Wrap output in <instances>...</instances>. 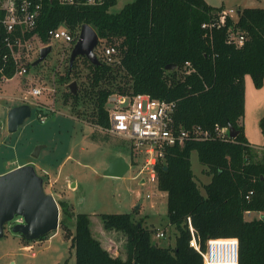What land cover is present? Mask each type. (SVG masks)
Listing matches in <instances>:
<instances>
[{
	"label": "trees",
	"instance_id": "1",
	"mask_svg": "<svg viewBox=\"0 0 264 264\" xmlns=\"http://www.w3.org/2000/svg\"><path fill=\"white\" fill-rule=\"evenodd\" d=\"M116 3L106 0L100 5H60L56 0H44L37 26L24 33L18 27L12 41L20 38L25 42L38 35L49 43L51 29L65 27L77 35L87 23L99 38L117 46L119 64L101 59L97 66L79 57L89 73L84 90L71 93L72 106L79 112L81 98L90 99L93 124L109 126L106 101L112 92L120 91L174 101L178 127L200 125L213 131L219 123L233 126L238 134L231 140L188 139L164 149V157L156 166L157 185L167 193L168 222L178 231L174 246L155 243L154 229L133 220L131 213H102L106 228L127 234L126 257L114 256L93 234L89 214L75 216L72 233L66 221L70 216L68 203L61 201L64 217L60 223L72 236L76 264H202V255L190 245L188 218L202 248L209 238L237 237L238 264H264V218H246L249 211H264V157L256 159L242 124L245 77L250 75L257 88L264 82V7L243 8L237 11V20L227 17L225 25L210 32L202 24L224 7H214L205 0H132L121 10L110 11ZM4 16L0 9L2 37L6 35L1 23ZM230 29L244 34L241 46L228 41ZM169 64L175 68L168 69ZM0 67L8 78L16 73L17 65L5 45L0 51ZM77 68L75 62L69 73ZM190 68L194 71L188 72ZM177 70L182 73L178 75ZM120 73L121 80L126 78L123 83L118 80ZM49 112L52 110H47V115ZM260 127L264 135V115ZM193 151L212 175L204 184L205 193L192 169ZM250 190L253 193L247 198Z\"/></svg>",
	"mask_w": 264,
	"mask_h": 264
},
{
	"label": "rangeland",
	"instance_id": "2",
	"mask_svg": "<svg viewBox=\"0 0 264 264\" xmlns=\"http://www.w3.org/2000/svg\"><path fill=\"white\" fill-rule=\"evenodd\" d=\"M130 1L132 0H117L109 10L119 11ZM205 1L214 7L234 9L235 20L238 18L237 11L243 8L264 7V0ZM46 43L38 35H34L18 45L15 53L20 57L19 66L27 68V72L0 81V125L3 127L0 139V174L22 165L33 164L44 179L45 190L52 193L59 204L60 221L64 217L60 202L65 201L70 210L66 221L72 233L75 232V216L87 213L91 218L93 234L101 239L104 247L111 245L117 248L121 256L126 255L127 234L122 230L106 228L100 215L102 213H131L133 220L142 221L145 226L154 229V232L165 231L166 237L160 239L153 233L155 243L164 247L174 246L178 231L174 226L168 225L167 196L159 190L156 183L141 182L138 171L144 162L142 157L132 156L131 139L112 134L103 126L91 123L89 115L93 105L90 99L81 98L79 112L73 109L69 85L75 81L77 91H83L84 79L89 73L88 67L77 58L78 68L70 74L71 46L56 41ZM47 45H52V51L42 62L33 65L40 57L41 48ZM108 45L105 39L100 38L95 48L100 60L107 61L101 52ZM116 57L119 56L113 55L114 59ZM176 72L178 75L182 73L180 70ZM119 75L118 80H121L122 74ZM122 79L121 83L126 78ZM34 88H41L42 93L32 94ZM24 103L31 104L32 114L18 131L9 133L8 111ZM47 110L52 112L47 115ZM259 127L252 128L253 137ZM38 145L42 147L38 157H34L33 152ZM117 154L128 161L132 159L134 165L123 177L104 175L110 159ZM191 162L199 187L204 192L206 179L211 180L212 175L200 162L196 151L191 154ZM56 176L58 181L54 178ZM67 180L76 182V187L72 188ZM246 218H264V211L246 215ZM26 244L30 245V249ZM0 264H76L72 236L59 223L57 230L38 239L25 240L23 235L13 232L8 223L4 236L0 238Z\"/></svg>",
	"mask_w": 264,
	"mask_h": 264
},
{
	"label": "built area",
	"instance_id": "3",
	"mask_svg": "<svg viewBox=\"0 0 264 264\" xmlns=\"http://www.w3.org/2000/svg\"><path fill=\"white\" fill-rule=\"evenodd\" d=\"M60 5H100L106 0H56ZM44 0H0V9L5 11V16L1 20L6 35L0 39V51L2 46L8 47L10 54L17 65L15 74H25L27 68L19 66L20 57L15 53V49L23 42L16 38L14 42L13 33L20 27L22 33L25 30H32L37 26V20L43 8ZM234 9H223L216 15H213L210 21L202 24V27L210 32L214 27L225 25L227 17H232ZM232 29V28H231ZM229 31L228 41L241 46L245 37L243 33ZM79 33L73 35L67 28L59 27L49 31L50 41L63 42L71 47L78 41ZM119 57L113 58V55ZM101 55L106 57L109 63H120L121 57L116 45H108L102 49ZM7 60V55L4 56ZM190 66V63L187 62ZM4 67H0V81L9 78L3 73ZM194 71V68L188 69V72ZM41 88H34L32 94L40 95ZM176 103L174 101L161 100L152 97L147 93L131 92H112L106 101V109L109 117V126L105 130L112 134L120 135L131 139L132 148L136 155L142 156L143 165L138 171L141 182L150 181L158 184V173L156 166L164 157V149L168 146L183 144L188 139L207 140L211 138L234 139L230 136L229 126L215 124L214 130L204 128L200 125H194L190 128L178 127L175 124L174 112ZM43 122L45 119L42 120ZM256 159H262L264 152H259ZM253 193L250 190L247 198ZM190 245L193 246L203 258L202 264H238L239 263V239L237 237H219L209 238L206 241V247L202 248L195 229L191 224ZM23 216L17 215L9 223V227L16 223H23ZM156 238L166 237L163 230L154 232Z\"/></svg>",
	"mask_w": 264,
	"mask_h": 264
},
{
	"label": "water",
	"instance_id": "4",
	"mask_svg": "<svg viewBox=\"0 0 264 264\" xmlns=\"http://www.w3.org/2000/svg\"><path fill=\"white\" fill-rule=\"evenodd\" d=\"M99 40L98 33L90 24H82L79 39L70 53V71L79 57H86L93 65L102 64L95 52ZM51 51L52 45L42 47L40 57L33 62V65L42 62ZM167 68H175V64H169ZM69 87L72 93H77L75 81ZM32 110L33 107L28 103L12 107L7 115V131L9 133L18 131L25 120L31 116ZM229 128L230 136L235 138L238 130L233 126ZM2 134L3 127L0 125V139ZM41 147L42 145H38L35 148L34 157H38ZM129 168L130 165L126 159L123 156H117L109 162L104 175L123 177ZM17 215L23 216L24 222L14 224L11 230L20 233L28 240L38 239L59 228V204L53 194L45 190L44 179L37 173L33 164L22 165L0 174V238L4 236L6 224L12 222Z\"/></svg>",
	"mask_w": 264,
	"mask_h": 264
},
{
	"label": "crops",
	"instance_id": "5",
	"mask_svg": "<svg viewBox=\"0 0 264 264\" xmlns=\"http://www.w3.org/2000/svg\"><path fill=\"white\" fill-rule=\"evenodd\" d=\"M249 76L250 75H247L245 77L246 99H245V114H244V116L242 118V124L244 126L245 135H246V137H247V139L249 141L250 147L254 150V152L257 155V154H260L259 152H261V151L264 152V136H263V133L261 131V128L259 127V129H257L258 131H256L255 137H253L252 128H254V127L258 126V125L260 126V119L264 115V82H263V86L262 87L257 88V87H255L251 77H249ZM135 155L136 154L134 153V151H132V156L135 157ZM117 156H118V154H117ZM140 157H142V156H140ZM112 159H114V158H112ZM112 159H110V161ZM126 161L129 163L130 168H131L132 165H134L133 162H132L133 161L132 159L130 161H128V160H126ZM108 165H109V163H108ZM204 167H206V166H204ZM45 173H47L49 175L48 172H45ZM195 177H196V180H197V175L196 174H195ZM54 178H56V180H57V176L54 177ZM67 181H68V184H71L72 188L76 187V185H77L76 182H71L70 180H67ZM209 181L210 180L206 179V183H208ZM203 193H205V190H204ZM164 194H166V196H167V193L164 192ZM255 213H257V211L256 212L249 211V212L246 213V215L250 216L251 214H255ZM99 225H101V223ZM168 225H169V222H168ZM112 243H113V241H112ZM102 244L104 245V243H102ZM26 247L28 249H30V245L26 244ZM106 248L111 252L112 255L121 256L119 251L117 250V248H114L111 245L110 246L107 245ZM33 255H34V253H33ZM121 257L125 258L126 255L125 256H121Z\"/></svg>",
	"mask_w": 264,
	"mask_h": 264
}]
</instances>
